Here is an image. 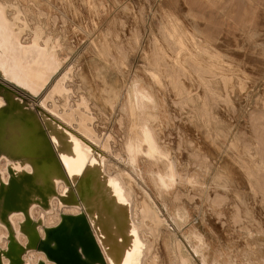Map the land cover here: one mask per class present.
<instances>
[{
	"label": "rangeland",
	"instance_id": "374dc122",
	"mask_svg": "<svg viewBox=\"0 0 264 264\" xmlns=\"http://www.w3.org/2000/svg\"><path fill=\"white\" fill-rule=\"evenodd\" d=\"M30 1L0 0V9L20 41L35 27H41L49 47L52 40L57 43L51 48L63 64L58 70L40 67L44 79L34 80L45 89L40 96L0 79L17 89L32 108L77 132L76 124L66 122L56 106L62 105L64 97L51 98L56 84L66 91L64 96L69 95L73 108L77 107L73 115L78 118L81 112L84 119L86 116L92 131L90 137L80 130L78 134L103 153L105 165L111 161L122 172L120 175L116 171L130 191L132 203L136 192L141 200L140 210L132 218L139 227L146 225L150 250L158 247L161 259L151 264H169L165 247L174 239L182 243L196 264H202L203 252L196 249L199 242L189 234L193 228L203 237L209 264H263L264 0H253L259 2L258 23L256 16L254 23L241 29L194 24L183 0ZM226 1L209 6L217 8L213 11L216 18L225 12ZM234 1L228 5L236 8L241 0ZM39 11L44 14L39 16ZM32 71L35 74L37 69ZM135 78H140L142 85H150L161 104L163 114L159 115L163 118L149 122L158 148L170 154L176 170L175 182L161 195L150 172L163 173L166 161L142 154L134 168L123 152V141L132 133V119L121 116L120 107L129 82ZM111 103H116L114 108ZM109 134L116 139L113 148L124 159L103 146ZM150 202L158 210L153 213L154 221L149 216ZM68 208L59 204L42 211L39 226H44L41 216L48 215L52 221ZM76 209L84 212L81 204ZM156 224L159 226L154 229ZM0 234L1 246L6 236Z\"/></svg>",
	"mask_w": 264,
	"mask_h": 264
},
{
	"label": "bare ground",
	"instance_id": "6f19581e",
	"mask_svg": "<svg viewBox=\"0 0 264 264\" xmlns=\"http://www.w3.org/2000/svg\"><path fill=\"white\" fill-rule=\"evenodd\" d=\"M1 1L5 2V0ZM18 1L20 0H17V2ZM64 3L66 2L64 1ZM3 14L4 12L0 9V77L5 78V80L7 79L32 96H40L44 93L45 89L41 85L34 83L35 79H44L42 71L39 72V70L42 69L40 67H43L45 71L58 70L63 64V59H58L56 53H54V50L52 49L57 43L53 42L52 40V48L49 47V40L47 39V36L44 35L43 29L41 27H35L32 30L31 35L23 37L20 41L12 33L8 20L6 19L5 14ZM43 14V12L39 11V16ZM40 42L44 47L39 46ZM105 45L103 43L102 47L105 48ZM46 48L51 49L48 51ZM105 50H107V47ZM107 59H109V55ZM35 68L37 69L35 73L37 75L32 74V69L34 70ZM182 68L184 69L183 66ZM99 73L100 72H98V74ZM101 81H103V79ZM142 83L143 82L140 78L132 79V81H130L127 86L128 88L126 89L125 99L121 103V116L125 115L127 118L131 117L132 119V123L129 125L131 127L129 130L132 133L131 136L129 135V139L123 141V152L127 153V160H129L134 168L137 166L136 163L138 156H141L142 154L148 158L158 156L159 158H155L166 161H164L166 163V168L163 173L159 171H156L155 173L150 172V177L154 187L156 188L158 194L161 195L166 189L173 185L177 175L175 167L169 158L170 154L168 155L166 151L160 150L158 148V144L156 142L157 139H155L157 137H154L152 125L149 122L154 121L157 118H163V116L159 115L163 114L160 111L161 104L157 101L156 95L153 92V88L150 85H142ZM65 92L66 91L64 89H61L60 84H56L54 89L51 90V98L64 97V102L62 105H56L61 109L62 117L68 123H75L76 127L83 134L90 137L92 131H90V127L85 121L87 117L85 116L84 119L81 116V112H79L78 118L73 115V112L77 110V107L73 108L74 103L70 102L69 95L64 96ZM19 95L22 94L17 89L10 85H6L0 79V180L3 182V184H6L10 174L11 187L12 185H18L21 187L23 193H31L28 198V208H25V205L27 204L23 206L26 213V220L24 223L22 222L24 220V215L22 212L16 211L15 207V209H12L11 206H9L8 198L7 202L3 203V209L1 208L2 204L0 206V210H2V220L0 219V223L4 227L3 229L0 225V232H3V234L6 236L5 241L3 242L2 240L3 244L0 246V264H8V260L4 258V255L9 252L7 247L9 240L11 245L14 244L12 249L15 250V248H17V252H19V256L17 257L18 264H55L49 261L42 251H33L31 249V247H33L36 243L32 241L29 243L27 242L28 239L21 232V227L27 225L36 229L34 236L32 237L34 240L37 237V234L43 236V228L55 226L60 221L61 217L58 214L55 219H51L52 221H50V217H48V215H45L44 217L41 216L42 219L40 220H43L44 225L42 227L39 226L41 225L39 217L41 214H43L42 211L48 212L54 207H57L59 204L69 207L63 211L64 214H80L82 217H85V206L88 213L90 214V218L94 227L92 233L95 236L96 241L95 245L93 244L92 249L87 252V262H83L80 259L81 255H79L80 253L76 249L72 250V253L75 254L74 257L77 259L78 264H100L95 262L96 260H99L103 264H110V262H112V264H151V262L157 261L158 257L160 258V256L157 255L158 247L150 250V242L146 240V238L149 237V234H147L146 225L143 223V228L139 227V225L132 218V214L135 216L140 210L139 205L141 200L136 192L134 204L132 203L133 201H131L132 198L130 191L126 189V185H124L118 176L119 173L121 175L122 172L119 171L118 168L116 170L111 161L107 162L105 165L103 153L91 145L84 137L80 136L78 134L79 130L76 132L72 128L68 127V125L66 126V123H62L60 120L49 116L47 113L35 110L30 106L27 100L21 98ZM43 97L44 96L42 95L41 99ZM81 97L85 98L86 96L82 94ZM3 98L7 99V105H5ZM116 103H111L113 108ZM69 106H71V108H68ZM97 107L98 106H96V108ZM72 108L73 110H71ZM78 109H80L79 106ZM106 113L107 112H105V114ZM82 114L84 115V112H82ZM166 115L167 114L164 116ZM46 125L48 128H51L52 131H55L57 138L59 137V139H57V147L59 148V152L56 150L51 138L47 134V129H45ZM153 128L155 127L153 126ZM58 140L65 144V148L61 147V144L58 142ZM115 144V137L109 134L107 139L104 141L103 146L115 154L116 157H121L124 159V156L120 152H117L115 148H113ZM60 156L68 164V170L63 168ZM238 156L240 157V155ZM30 166L33 167L32 170ZM116 171L119 173H116ZM80 174L81 180L78 187L84 193V197L82 198L78 196L74 188L76 182L75 184L73 182L79 177L78 175ZM126 177L128 176H125V178ZM16 181H18L19 184ZM220 182L222 183V181ZM3 184H1L0 187L1 191H3L5 188V185ZM28 186H34L37 190H42L40 191L42 193V197L35 196ZM227 186L229 187V185ZM59 192H63L62 203H59L55 197H52L54 194H58ZM238 195H240V193ZM243 200L247 202L246 199ZM37 201L44 205V210L37 207ZM151 202L149 203V206L148 204H145V206H148L149 216L153 219V213L155 214L158 210L157 208H154L155 204ZM79 204L82 205L84 212H78L76 209ZM148 208L145 212L148 211ZM177 214L178 217H180L178 212ZM154 220L155 219H153V221ZM158 226L159 225L156 224V228L154 229H157ZM189 234L190 237L198 240L199 242L196 245V249L203 252L202 264H209L204 253L207 247L205 243H203L202 235L194 228L190 230ZM93 235L92 238H94ZM160 238L161 237H159V239ZM159 239H157V241ZM184 248L185 247H183L182 243L177 239H174L171 241V243L166 245L165 249L168 255L169 264H196L191 257L192 255L190 256ZM22 252H24L23 255ZM145 254L147 257H145ZM261 259L264 264V257L261 256ZM162 264H164V262Z\"/></svg>",
	"mask_w": 264,
	"mask_h": 264
},
{
	"label": "water",
	"instance_id": "95a60500",
	"mask_svg": "<svg viewBox=\"0 0 264 264\" xmlns=\"http://www.w3.org/2000/svg\"><path fill=\"white\" fill-rule=\"evenodd\" d=\"M1 78V77H0ZM4 99L5 105L8 104V101L6 98ZM47 129V134L52 140V143L56 150L58 151L59 148L57 147V134L55 131H52L51 128H45ZM30 138V137H29ZM60 142L61 147L65 148V144L61 141ZM59 152V151H58ZM61 158V156H60ZM62 166L65 170H68V164L65 162L63 158H61ZM31 170L33 169L32 166ZM8 172V171H7ZM68 172V171H67ZM9 173V172H8ZM79 177L76 178L73 182L75 184L74 188L80 198L84 197L83 191L78 187L80 180H81V174L78 175ZM18 184L19 182L16 181ZM3 182L0 180V187ZM11 177L9 174L8 180L5 185V188L3 191L0 190V206L2 204L3 209V203L9 202V206L11 208H14L18 212H22L24 215L23 223L26 220V213L23 208L25 204L28 203V198L31 195L25 194L22 192L21 187L13 186L11 187ZM27 185V183H26ZM10 187V188H9ZM32 192L35 194V196L42 197V193L37 190L34 186H28ZM8 195V196H7ZM62 196L63 192H59L58 194H54L52 197H55L59 203H62ZM30 201V200H29ZM38 206L44 209V205L41 202H36ZM28 205H25V208H28ZM85 217L81 216L80 214H61L60 221L55 225L51 227H44V235L40 236L37 234V237L32 239L34 236V232L36 229L24 225L21 227V232L27 237V242H35L36 244L31 247V249H36L38 251H42L49 261L55 263V264H78L77 259H75L74 255L72 253V250L76 249L81 255L80 259L83 262H87L86 259L88 257L87 252L92 249L93 244L95 245L96 238L92 233L93 230V224L90 218V214L88 213L86 206H85ZM2 215V210H0V219ZM2 220V219H1ZM92 235L94 238H92ZM95 239V240H94ZM34 240V241H33ZM11 246V247H10ZM8 253H6L4 258L8 260V264H18L17 257L19 256V252H17V248L12 249L14 247V244L11 245L10 240L8 242ZM10 247V248H9ZM24 252H22V255ZM10 262V263H9ZM95 262H98L100 264H103L99 260H96ZM112 264V262H110Z\"/></svg>",
	"mask_w": 264,
	"mask_h": 264
},
{
	"label": "crops",
	"instance_id": "0c3cea01",
	"mask_svg": "<svg viewBox=\"0 0 264 264\" xmlns=\"http://www.w3.org/2000/svg\"><path fill=\"white\" fill-rule=\"evenodd\" d=\"M189 8V13L192 16L193 22L196 25H215L220 28L228 29H241L242 27L254 23L255 17L258 14V5L260 0L248 2L247 0H241L239 5L231 7L232 0H227L225 6V12L222 16L216 18L214 10L217 8L209 9V6L216 4L219 0H183ZM236 1V0H235ZM234 1V2H235ZM238 3V2H237ZM201 7V9H200ZM209 9V10H208ZM192 11V13H191ZM224 11V10H223ZM257 23L259 21L258 16L256 17ZM249 26V25H248Z\"/></svg>",
	"mask_w": 264,
	"mask_h": 264
},
{
	"label": "flooded vegetation",
	"instance_id": "af4514ba",
	"mask_svg": "<svg viewBox=\"0 0 264 264\" xmlns=\"http://www.w3.org/2000/svg\"><path fill=\"white\" fill-rule=\"evenodd\" d=\"M46 128H47V125H46Z\"/></svg>",
	"mask_w": 264,
	"mask_h": 264
}]
</instances>
